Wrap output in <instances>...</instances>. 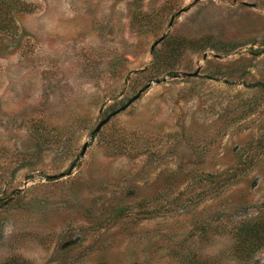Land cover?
I'll return each instance as SVG.
<instances>
[{"label": "rangeland", "instance_id": "rangeland-1", "mask_svg": "<svg viewBox=\"0 0 264 264\" xmlns=\"http://www.w3.org/2000/svg\"><path fill=\"white\" fill-rule=\"evenodd\" d=\"M0 264H264V0H0Z\"/></svg>", "mask_w": 264, "mask_h": 264}, {"label": "water", "instance_id": "water-1", "mask_svg": "<svg viewBox=\"0 0 264 264\" xmlns=\"http://www.w3.org/2000/svg\"><path fill=\"white\" fill-rule=\"evenodd\" d=\"M138 97H139V93H138L135 97H133L131 100H129V101L125 104V106L122 107V108H121L119 111H117L116 113L125 110V109H126L131 103H133ZM116 113H113L112 115H114V114H116ZM112 115H110V116H112ZM110 116H109L108 118H106L104 121H102L101 123H99V124L97 125V127H96L95 130H94V133H97V132L100 130V128H101L105 123H107V121L109 120ZM84 151H85V150L83 149L82 152H81V155L84 154Z\"/></svg>", "mask_w": 264, "mask_h": 264}]
</instances>
